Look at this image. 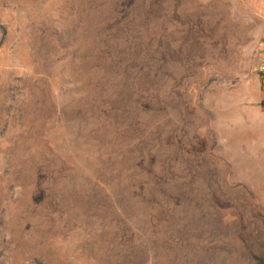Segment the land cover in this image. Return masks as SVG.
Segmentation results:
<instances>
[{"label": "rangeland", "instance_id": "1", "mask_svg": "<svg viewBox=\"0 0 264 264\" xmlns=\"http://www.w3.org/2000/svg\"><path fill=\"white\" fill-rule=\"evenodd\" d=\"M0 264H264V0H0Z\"/></svg>", "mask_w": 264, "mask_h": 264}]
</instances>
